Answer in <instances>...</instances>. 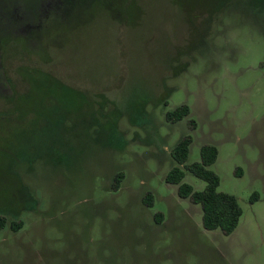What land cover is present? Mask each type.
Listing matches in <instances>:
<instances>
[{
  "label": "rangeland",
  "instance_id": "rangeland-1",
  "mask_svg": "<svg viewBox=\"0 0 264 264\" xmlns=\"http://www.w3.org/2000/svg\"><path fill=\"white\" fill-rule=\"evenodd\" d=\"M10 39L0 264H264V0H0ZM183 137L218 149L230 234L165 180Z\"/></svg>",
  "mask_w": 264,
  "mask_h": 264
},
{
  "label": "trees",
  "instance_id": "trees-1",
  "mask_svg": "<svg viewBox=\"0 0 264 264\" xmlns=\"http://www.w3.org/2000/svg\"><path fill=\"white\" fill-rule=\"evenodd\" d=\"M12 40L1 44L0 66L3 76L7 83L11 84L12 79L9 75V67L16 62L23 60L17 54V47H14ZM16 49V52H15ZM18 59V60H17ZM190 114V107L187 104H181L175 109L166 112V118L172 121H178ZM191 139L189 137L181 138L171 149V156L174 164L168 170L165 180L167 183L177 186V193L180 197L189 198L193 203L199 204L202 210V225L207 230L220 229L225 234L232 233L238 225L242 209L237 198L230 193L219 191V176L209 167L218 156V149L214 145H202L199 150V160L188 163L189 147ZM186 172L204 180L206 185L201 190H196L193 186L183 181ZM123 179V173L118 172L115 175L116 186ZM258 194L251 195V202L257 200ZM146 202L150 201V194L144 197ZM150 203V202H149ZM162 217L155 215L157 222ZM4 218H0V225L4 224ZM21 225L20 222H11V228L16 229Z\"/></svg>",
  "mask_w": 264,
  "mask_h": 264
}]
</instances>
